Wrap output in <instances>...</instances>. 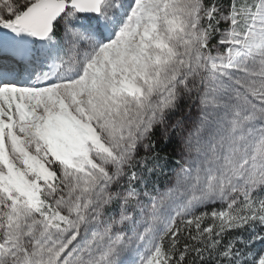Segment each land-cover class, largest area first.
<instances>
[{"label":"snow or ice","instance_id":"obj_1","mask_svg":"<svg viewBox=\"0 0 264 264\" xmlns=\"http://www.w3.org/2000/svg\"><path fill=\"white\" fill-rule=\"evenodd\" d=\"M8 51L0 264H264V0H0Z\"/></svg>","mask_w":264,"mask_h":264},{"label":"trees","instance_id":"obj_2","mask_svg":"<svg viewBox=\"0 0 264 264\" xmlns=\"http://www.w3.org/2000/svg\"><path fill=\"white\" fill-rule=\"evenodd\" d=\"M224 3H227L228 0H223ZM198 101L193 97L192 100L184 99L180 102V110L175 113L170 119L173 121L182 117L190 125L195 119L197 114ZM152 142L154 143V148L151 153L146 152L143 148L141 149V156H148L149 166H151V160L153 156H159V163L163 166L162 171H158L156 174H153L149 177L151 181L154 182L155 186L159 188L161 192L165 191L171 184L174 179V173L177 170L176 160L179 159L180 150H181V137L179 134L165 135L162 127H158L153 133ZM208 211V208L204 209ZM240 234L237 231L229 232L222 241L226 243L227 240L232 237ZM246 235L247 233H243Z\"/></svg>","mask_w":264,"mask_h":264},{"label":"rangeland","instance_id":"obj_3","mask_svg":"<svg viewBox=\"0 0 264 264\" xmlns=\"http://www.w3.org/2000/svg\"><path fill=\"white\" fill-rule=\"evenodd\" d=\"M9 53H10V51L6 52V54L5 53H0V64L14 63L13 58L9 57ZM5 57H7V59ZM198 111H199V109L197 107V113H198ZM173 181H174V179H173ZM173 181L171 182V184L173 183ZM171 184H170V186H171Z\"/></svg>","mask_w":264,"mask_h":264},{"label":"bare ground","instance_id":"obj_4","mask_svg":"<svg viewBox=\"0 0 264 264\" xmlns=\"http://www.w3.org/2000/svg\"><path fill=\"white\" fill-rule=\"evenodd\" d=\"M9 57L13 58V60H14V63H10V65H12L14 67H17V69L19 70L22 67L24 62L22 60H20L19 57H17V58L14 57V55H13V53L11 51L9 53ZM16 61H19V63L17 64Z\"/></svg>","mask_w":264,"mask_h":264}]
</instances>
